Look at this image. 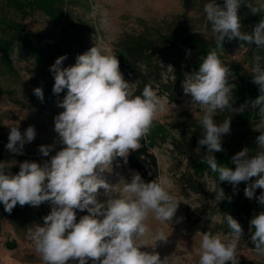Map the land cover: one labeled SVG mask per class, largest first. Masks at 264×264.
I'll return each mask as SVG.
<instances>
[{"label":"clouds","instance_id":"obj_1","mask_svg":"<svg viewBox=\"0 0 264 264\" xmlns=\"http://www.w3.org/2000/svg\"><path fill=\"white\" fill-rule=\"evenodd\" d=\"M246 5L261 19L251 33L241 31L240 8ZM206 20L214 34L215 48L202 60L199 70L186 75L183 91L191 97L192 105L202 111L200 125L203 129L198 144L206 146V163L220 182L236 186L258 177L248 184L244 194L255 198L264 207V191L256 196V189L264 190V131L256 137L257 151L250 154L245 147L232 157L235 169L221 165L213 153L221 152L222 137L231 131V118L218 123L214 120L218 111L230 110L243 113L251 108L260 118L257 129L264 128V66L261 57L254 55L249 68L252 83L258 86L259 95L246 101L239 108L233 107L235 79L230 67L222 63L218 50L223 44L238 39L253 46L256 52L264 49V0L254 5L250 0H224L223 5L209 0L203 5ZM66 55L58 57L50 66L54 77L53 93L67 90L58 107L64 109L54 118V130L64 147L50 161L41 166L35 161L19 163V172L11 174L7 164L0 162V203L11 214L17 206H39L50 202L52 207L43 217V224L29 229V235L43 264H167L159 253L142 251L143 240L149 233L145 223L152 213L160 222H174L179 208V199L167 189L161 178L145 182L139 173H133L125 181L122 192L117 194L115 185L101 178L99 172L110 167L117 157L127 163L131 152L141 147V141L150 134L158 115L168 106L149 84L139 95L137 82L125 80L120 71V62L115 55L95 44L76 57L75 64L64 67ZM167 68L172 69L169 65ZM43 101L42 87L33 90ZM258 131V130H257ZM36 136L34 126L23 134L19 127H11L6 144L7 150L23 154L24 145ZM51 146L41 145L39 152L48 156ZM103 189L105 201L98 199ZM232 197L222 188L215 192L218 203ZM77 210L87 212L77 221ZM230 235L203 232L200 241L198 264H239L238 241L243 229L232 215L224 213ZM177 222H179L177 220ZM254 229L251 240L255 251L264 255V211L250 221ZM168 236L160 230L153 237L167 241Z\"/></svg>","mask_w":264,"mask_h":264},{"label":"rangeland","instance_id":"obj_2","mask_svg":"<svg viewBox=\"0 0 264 264\" xmlns=\"http://www.w3.org/2000/svg\"><path fill=\"white\" fill-rule=\"evenodd\" d=\"M207 2L209 0H57L66 18L79 23L81 30L77 32L66 23L55 26L38 10L26 6L21 12L0 0V40L16 35L33 36L25 38L27 48L13 42L8 52L11 70L0 62V162L6 163L7 169L15 175L19 172V163L27 160L43 166L64 147L54 130V118L64 110L58 107L64 96L59 101L45 97L41 101L33 93L35 88L54 82L49 69L58 57L66 55L63 66H72L78 55L95 44L102 46L108 54L124 56V48L137 38L147 39L159 46H173L171 53L176 52L189 37L215 44L214 34L203 11ZM250 2L258 5L261 0ZM216 3L222 6L224 0H216ZM239 14L241 31L249 33L261 19L260 13L253 15L246 5L241 6ZM67 34L75 35L76 39L69 40ZM223 48L219 49L221 61L230 67L235 76L230 82L236 85L241 78L247 79L249 89L259 92L258 86L252 83L249 68L253 65L254 55L261 57L260 62L264 66V49L256 52L254 45H246L238 39H226ZM182 52L184 57L178 72L174 70L172 55H156L146 67H141L146 81L168 106L167 111L158 115L146 137L157 161L158 180L162 178L168 191L180 201L174 222L162 223L149 213L145 221L149 233L141 238V250L159 253L162 260L167 258V264H198L203 232L220 234L222 238L230 235L223 215L227 213L237 219L243 229L238 241L239 264H264V255L255 251L251 240V220L242 209L243 205H250L251 210L256 209L260 213L261 205L248 199L244 191H234L232 186L224 189L226 196L232 197L231 202L223 200L218 203L215 201L218 189L213 175L196 172L197 159L203 158L207 151L206 146L198 144L203 135L200 125L202 111L199 105H192L191 97L183 91L182 82L186 75L198 70L194 66L192 52L185 47H182ZM169 65L173 70L167 68ZM124 72L125 80L144 87L131 69ZM233 97L234 108L245 104L236 88ZM251 113V108L243 113H232L227 109L217 112L214 120L218 123L231 118V131L222 137L223 151L213 153L214 156L222 154L229 163L245 147L250 154L256 153V137L264 128L257 129L260 120L255 121L252 117L248 120L247 115ZM29 126H34L36 136L31 143L24 145L23 154L7 150L10 128L19 127L23 134ZM41 145L51 146L47 157L39 152ZM121 159L117 157L110 167L99 172L101 178L116 186L114 197L126 195L122 192L125 181H130L134 172L138 173L129 169ZM262 191L256 189V195L259 196ZM99 192L98 199L105 201L104 190ZM51 207L50 202L36 207L26 205L20 212L24 217L21 222L12 224L5 218L1 220L0 249L4 253L0 252V264H43L30 239L29 229L37 225L35 219L48 215ZM85 214L86 211L77 210V221ZM160 230L168 236L167 241L155 244L153 237ZM5 240L15 241L16 249L7 250L3 245Z\"/></svg>","mask_w":264,"mask_h":264},{"label":"trees","instance_id":"obj_3","mask_svg":"<svg viewBox=\"0 0 264 264\" xmlns=\"http://www.w3.org/2000/svg\"><path fill=\"white\" fill-rule=\"evenodd\" d=\"M6 4L14 7V9L19 10L21 12L24 11V8L27 6L29 8L38 10L42 12L47 18L50 19V21L55 25L59 26L64 23L67 24V26L70 29H73L75 31H80L79 23L73 22L72 20H69L66 18V15L64 14L62 8L58 6L57 0H3ZM19 30H23L22 27L18 28ZM68 39L74 41L76 39V36L73 34H67ZM33 37L22 35V36H13L10 39L7 40H0V62L6 66L9 70H11V62L8 58V52H10L13 42H17L21 44L23 47L27 48V44L25 43V38ZM182 47H185L186 49H189L192 54L194 55V66L197 70H199L200 63L202 60L206 57L207 53L215 48V44H208L204 41L200 40L199 38H187L182 44L179 49L176 50V52L171 53V50L173 49V46H159L156 45L154 42L149 41L147 39L143 38H137L134 43L131 45H127L124 48V56H117L119 62H120V71L122 73H125L127 69H131L132 73L140 80V82L145 86L149 85V83L146 81V75L145 72L142 70V66L146 67L147 64L150 62L151 58L156 55L161 56H169L172 55L174 57L173 60V66L175 71H180V66L183 61L184 54L182 52ZM219 57L221 59V55L218 50ZM141 84V85H142ZM53 85L52 83H46L42 86L43 95L45 98H50L55 101H59L62 96H65L67 93V90L65 89L60 94H54L53 93ZM143 86L137 87L136 94L139 95L142 91ZM236 89L242 99L243 102L254 100L258 95L259 92L255 89H249L248 87V81L247 79L241 78L239 82L236 84ZM253 118L255 121L260 120L259 116L257 115L256 111H252L251 114L247 115L248 120L250 118ZM151 145L147 138L145 137L141 141V147L139 150L131 152L127 159V165L129 169L134 170L138 172L141 177L145 180V182H150L154 179L158 180V166L155 156L150 151ZM218 163L221 165H226L233 170L235 169V165L232 164V162H227L226 159L222 154H218L215 156ZM122 162L123 159H121ZM202 158H198L195 169L196 172L199 174H202L204 172L210 173L214 177L215 186L216 189L222 188L223 190L225 188H228L230 186L233 187L232 184L228 182H220L218 180V175L216 173L211 172L209 167L206 163H202ZM10 172V170H9ZM257 178L253 177L248 182H241L238 186H236V191H244L245 187L248 186V184L255 182ZM257 196V195H256ZM254 201V203H258L255 198L251 199ZM225 203L228 202L227 199L224 200ZM26 206V205H25ZM31 206V205H29ZM251 206H242L243 212L245 216H248L251 220L255 215H258L256 209L251 210ZM24 209V206L17 205L11 214L6 213L4 211V206L2 203H0V232H1V220L6 219L9 221V223L14 224L21 222L24 220V217L20 212ZM261 210L264 211V207L261 206ZM251 213V214H250ZM37 221V224L42 225L43 219H35ZM254 229H250V235H252V232ZM4 247L9 250H15L16 249V242L13 240H5L3 243Z\"/></svg>","mask_w":264,"mask_h":264},{"label":"crops","instance_id":"obj_4","mask_svg":"<svg viewBox=\"0 0 264 264\" xmlns=\"http://www.w3.org/2000/svg\"><path fill=\"white\" fill-rule=\"evenodd\" d=\"M0 252H1V253H4V252H2V249H0Z\"/></svg>","mask_w":264,"mask_h":264}]
</instances>
